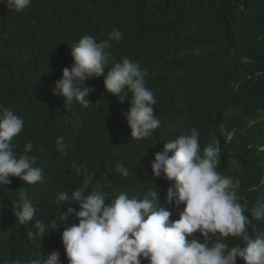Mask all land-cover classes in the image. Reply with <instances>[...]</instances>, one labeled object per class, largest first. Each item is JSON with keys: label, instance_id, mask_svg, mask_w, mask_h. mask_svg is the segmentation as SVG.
<instances>
[{"label": "clouds", "instance_id": "9594fccd", "mask_svg": "<svg viewBox=\"0 0 264 264\" xmlns=\"http://www.w3.org/2000/svg\"><path fill=\"white\" fill-rule=\"evenodd\" d=\"M34 1L0 0V22L10 21L9 29L3 27L10 43L3 54L8 66L36 59L57 61L65 45L59 38V12L97 0H57L48 8L40 33L24 31L12 18L28 11ZM118 1L103 0L100 10L109 17L119 16ZM177 5L214 36L241 35L248 46L260 50L264 61V27L251 23L254 0H180ZM122 38L118 29L77 37L65 56L71 57L70 67L62 70L59 62L51 74L59 77L52 95L62 100L53 97L57 101L50 103L57 102L64 112L73 106L112 116L118 111L128 142L139 145L153 137L154 147L146 150L154 153L149 164L156 186L151 183L152 190L143 198L121 192L105 205V183L94 182L93 170L73 162L82 180L54 201L59 207L62 202L78 204V209L69 207L61 217L74 215L78 220L61 235L68 264H141L142 260L148 264H237V260L264 264V101L227 97L214 76L192 65L172 66V74L162 70L149 76L134 59L115 56L114 46ZM97 92L103 94L102 109L89 102ZM102 98L109 103L104 105ZM112 101L120 103L113 106ZM23 128V119L0 105V186L9 185L12 177L25 185L44 179L43 169L35 166L36 157L28 155L33 151L32 141L25 143L24 154L13 151L12 140ZM88 132L85 142L90 145L86 151L92 169L102 167L110 153H124L130 146L115 143L110 130ZM76 144L85 148L84 142ZM55 146L62 154L70 151L64 136L56 138ZM138 166H146L143 158ZM115 171L123 177L130 175L123 163ZM237 173L246 178L240 179ZM103 181H108L106 176ZM142 182L150 184L146 178L136 179L137 184ZM160 193L165 195L164 205L158 207ZM167 205L180 214L178 220L170 221ZM15 209L19 225L34 221L38 208L26 187L19 191ZM56 226L55 220L48 223L35 218V231L27 235L42 239ZM196 232L200 239L189 241ZM23 264H60V253L39 255Z\"/></svg>", "mask_w": 264, "mask_h": 264}, {"label": "trees", "instance_id": "16d2710c", "mask_svg": "<svg viewBox=\"0 0 264 264\" xmlns=\"http://www.w3.org/2000/svg\"><path fill=\"white\" fill-rule=\"evenodd\" d=\"M56 1L35 0L28 11L13 14V22L24 31L40 33L44 29V16ZM179 1L119 0L117 7L122 14L117 17H109L100 10L103 0H97L90 6L61 10L59 38L65 45L60 49L57 61L51 58L48 61L36 59L15 67L8 66L3 59V54L10 48L3 27L9 29L10 21L0 22V105L10 108L24 121V128L12 140L13 151L18 155L24 154L25 143L32 141L33 151L28 155L36 157L35 166L42 168L44 175L43 181L35 185H25L19 178L12 177L9 185L0 186V264H12L15 260L23 264L39 255L47 257L53 251L60 253V264H68L61 235L65 228L78 223V220L74 215L67 219L61 217L69 207L78 209V204L62 202L59 207L54 201L60 192L68 191L82 180L72 168L73 162L85 165L89 172L93 170L94 182L105 183V205L121 192L140 194L139 198H143L152 190V184L156 186L150 178L152 173L149 164L154 153L146 150L154 147L153 137L139 145L128 142L127 131L118 120V111L112 116L93 108L82 112L81 108L73 106L72 111L64 112L57 102L51 105V99L62 100L52 95L59 77L51 74L59 62L62 70L70 67L71 57L65 56L67 48L74 44L77 37L93 31L107 34L118 29L123 33V38L114 46L115 56L134 59L149 76L162 70L172 74L169 70L172 66L192 65L214 76L223 95L237 96L245 101H264V61L260 57V50L255 51L248 46L241 35L214 36L210 31L200 29L191 17L182 12L177 5ZM254 3L251 23L256 28H263L264 0H254ZM224 20L225 25L230 26L229 21ZM102 95L95 93L89 99L93 103L91 106L102 109L99 101ZM97 101L98 104H95ZM102 102L104 105L109 103L106 98H102ZM116 103L113 102V106ZM125 107L122 105V108ZM88 130L93 133L110 130L117 138L113 139L115 143L121 145L123 142L125 148L127 144L130 146L124 153H110L102 161V167L92 169V159L86 151L90 145L85 142L89 137ZM58 136H64L70 147L66 155L55 150ZM79 142H84L85 148L76 144ZM140 158L145 160L146 166H138ZM118 163L129 168L128 177L115 171ZM105 176L107 182L103 181ZM237 176L243 180L246 178L243 173H237ZM138 178H146L150 184H137ZM240 183L244 181L240 180ZM25 187L29 198L38 208L35 218L48 223L55 220L57 224L42 239L33 240L27 235L28 231H35V218L33 222L21 226L14 215L19 191ZM164 196V193H160L158 207L164 205ZM166 207L171 212L170 221L178 220L180 214H174L170 205ZM193 238L200 239L199 232L187 239L190 241ZM141 264L148 262L142 260ZM237 264L244 262L237 260Z\"/></svg>", "mask_w": 264, "mask_h": 264}, {"label": "bare ground", "instance_id": "6f19581e", "mask_svg": "<svg viewBox=\"0 0 264 264\" xmlns=\"http://www.w3.org/2000/svg\"><path fill=\"white\" fill-rule=\"evenodd\" d=\"M202 22H203V21H202ZM155 115H156V116H158V117H159V116H161V114H160V113H155Z\"/></svg>", "mask_w": 264, "mask_h": 264}]
</instances>
